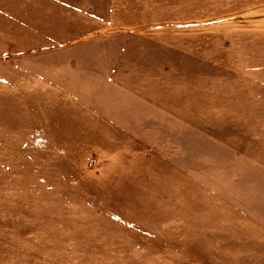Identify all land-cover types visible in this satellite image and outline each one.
<instances>
[{
    "label": "rangeland",
    "instance_id": "rangeland-1",
    "mask_svg": "<svg viewBox=\"0 0 264 264\" xmlns=\"http://www.w3.org/2000/svg\"><path fill=\"white\" fill-rule=\"evenodd\" d=\"M0 264H264V0H0Z\"/></svg>",
    "mask_w": 264,
    "mask_h": 264
}]
</instances>
